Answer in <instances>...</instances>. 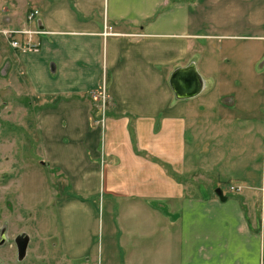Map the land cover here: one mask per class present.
Segmentation results:
<instances>
[{"label": "crops", "instance_id": "0c3cea01", "mask_svg": "<svg viewBox=\"0 0 264 264\" xmlns=\"http://www.w3.org/2000/svg\"><path fill=\"white\" fill-rule=\"evenodd\" d=\"M15 1L2 19L16 26L1 31L42 32L35 49L8 44L29 91L58 99L40 136L73 193L64 204L95 221L66 227L54 264H264V112L258 134L238 91L264 55V0ZM190 66L199 92L178 99L169 79ZM104 84L109 106L91 125L87 94Z\"/></svg>", "mask_w": 264, "mask_h": 264}, {"label": "rangeland", "instance_id": "374dc122", "mask_svg": "<svg viewBox=\"0 0 264 264\" xmlns=\"http://www.w3.org/2000/svg\"><path fill=\"white\" fill-rule=\"evenodd\" d=\"M221 1L225 4L235 1L233 10L239 1L242 2L238 4L241 8L246 5L244 0ZM26 8L30 6L27 5ZM17 11L18 4L15 0H0V31L1 28L9 26L3 23L2 18ZM24 14V11L19 13L23 27H31ZM260 17L261 12H257L254 18L248 13L245 22L259 21ZM248 23L244 24L245 27L251 28ZM251 29L253 30L254 26ZM110 30L109 26L105 27L104 33L110 35ZM0 52V264H54L63 258L62 247L69 236V233L67 235L65 232L66 227L93 225L94 217L91 214H81L82 208L78 204L68 201L64 204L73 193L64 175L49 163L47 146L40 136L39 113L42 108L54 105V101L58 99L42 102V98H36L29 91L23 76L18 73L19 66L15 61L17 50H12L8 40L1 35ZM245 55L244 58L239 57L240 62L248 64V51ZM263 64L262 51L253 64V75L247 79L248 86L238 90L241 92V99H244L240 112L254 114V118L248 123L256 131L260 129V116L264 112ZM87 96L92 102L93 111L97 113L92 115L94 117L91 118V125H94L96 119L100 123L109 106L105 84L102 89L98 86L90 90ZM257 133L259 134L258 131ZM259 147L260 144L256 145L253 151H257ZM227 189L241 190L239 186H229ZM99 204L100 199L98 209ZM263 219L264 215H261V220ZM105 221L106 217L102 219L100 215V223ZM21 233L28 235L29 242L25 258L18 261L14 238ZM72 236L76 239L78 233L75 231Z\"/></svg>", "mask_w": 264, "mask_h": 264}, {"label": "water", "instance_id": "95a60500", "mask_svg": "<svg viewBox=\"0 0 264 264\" xmlns=\"http://www.w3.org/2000/svg\"><path fill=\"white\" fill-rule=\"evenodd\" d=\"M169 85L176 98H190L199 92L200 79L193 67L190 66L184 69H179L172 73L169 79ZM215 195H217L220 200H224L225 198L219 188L215 190ZM28 242L29 237L25 233L15 236L14 244L16 247V258L18 261H22L24 259Z\"/></svg>", "mask_w": 264, "mask_h": 264}, {"label": "built area", "instance_id": "2783aa9c", "mask_svg": "<svg viewBox=\"0 0 264 264\" xmlns=\"http://www.w3.org/2000/svg\"><path fill=\"white\" fill-rule=\"evenodd\" d=\"M36 15H37V11H35V10L31 11L25 15V19L27 21H32ZM41 33L42 32L38 31V30H33V31H31V30H2V31H0V34L5 36V38L9 41L10 46L12 48L19 49L20 51H24V49H35V45L32 43L31 36L41 34ZM17 35H25L27 37L25 42L22 43L21 41H19L16 37ZM103 87L101 85L100 89H102ZM99 92H101V91H99ZM92 97L94 100H96L95 95L93 96V94H92ZM102 98L104 99V97H102ZM263 223H264V219L261 220L262 225H263Z\"/></svg>", "mask_w": 264, "mask_h": 264}, {"label": "flooded vegetation", "instance_id": "af4514ba", "mask_svg": "<svg viewBox=\"0 0 264 264\" xmlns=\"http://www.w3.org/2000/svg\"><path fill=\"white\" fill-rule=\"evenodd\" d=\"M188 77H189V76H188ZM189 78H190V77H189ZM189 78H188V79H189Z\"/></svg>", "mask_w": 264, "mask_h": 264}]
</instances>
